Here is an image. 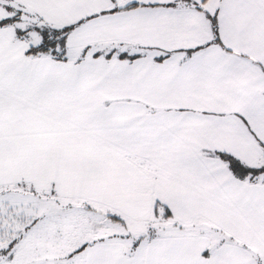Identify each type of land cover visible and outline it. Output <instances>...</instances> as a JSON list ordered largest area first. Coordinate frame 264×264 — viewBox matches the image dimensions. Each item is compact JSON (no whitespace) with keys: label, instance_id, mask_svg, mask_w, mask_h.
<instances>
[{"label":"snow or ice","instance_id":"snow-or-ice-1","mask_svg":"<svg viewBox=\"0 0 264 264\" xmlns=\"http://www.w3.org/2000/svg\"><path fill=\"white\" fill-rule=\"evenodd\" d=\"M0 264H264V0H0Z\"/></svg>","mask_w":264,"mask_h":264}]
</instances>
